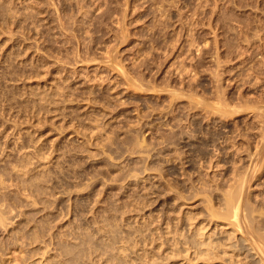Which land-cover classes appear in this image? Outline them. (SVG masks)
Instances as JSON below:
<instances>
[{
  "label": "rangeland",
  "instance_id": "obj_1",
  "mask_svg": "<svg viewBox=\"0 0 264 264\" xmlns=\"http://www.w3.org/2000/svg\"><path fill=\"white\" fill-rule=\"evenodd\" d=\"M0 211V264H262L264 0H0Z\"/></svg>",
  "mask_w": 264,
  "mask_h": 264
},
{
  "label": "bare ground",
  "instance_id": "obj_2",
  "mask_svg": "<svg viewBox=\"0 0 264 264\" xmlns=\"http://www.w3.org/2000/svg\"><path fill=\"white\" fill-rule=\"evenodd\" d=\"M200 149V148H199ZM202 150V149H201ZM220 153V152H219ZM212 158V157H211ZM218 160V159H217ZM210 162H211V160H210ZM216 162V161H215ZM213 165V164H212ZM252 172V171H251ZM256 172V171H255ZM249 173V172H248ZM244 176H246L245 175V173H244ZM254 176V175H253ZM245 179V178H244ZM246 181V180H245ZM242 182H244L243 180H242ZM242 189V188H241ZM240 192H241V190H238V192L236 193V194H233L232 193V195H230L229 196V198L227 199V202H226V205H227V209H228V212H231V215H233L235 218H237V220H238V222H239V213H238V209H240L241 207H242V205H243V201L241 200V199H239V198H241V197H239L240 196ZM239 197V198H238ZM235 204H239V207H237V208H234V210L232 209L234 206H235ZM1 212V211H0ZM6 217V216H5ZM4 216H3V214H1L0 213V222H2L3 221V219L5 218ZM242 218V217H241ZM244 218V217H243ZM250 218H252V217H250ZM251 220H253V219H251ZM240 223V222H239ZM249 224V223H248ZM252 224V223H251ZM251 245L255 248V250H256V252H258L259 254V260H261L262 261V264H264V243L263 242H261V243H258L256 240H254V241H251ZM255 252V253H256Z\"/></svg>",
  "mask_w": 264,
  "mask_h": 264
}]
</instances>
